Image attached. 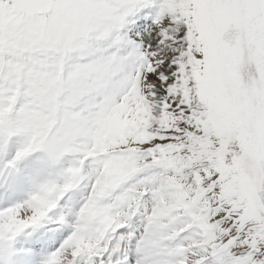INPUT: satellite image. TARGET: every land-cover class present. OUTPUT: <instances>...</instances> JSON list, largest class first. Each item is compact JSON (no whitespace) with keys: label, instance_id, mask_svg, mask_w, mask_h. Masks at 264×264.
<instances>
[{"label":"snow or ice","instance_id":"obj_1","mask_svg":"<svg viewBox=\"0 0 264 264\" xmlns=\"http://www.w3.org/2000/svg\"><path fill=\"white\" fill-rule=\"evenodd\" d=\"M0 264H264V0H0Z\"/></svg>","mask_w":264,"mask_h":264}]
</instances>
